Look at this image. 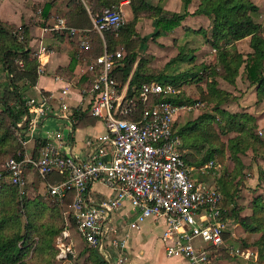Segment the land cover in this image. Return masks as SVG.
Wrapping results in <instances>:
<instances>
[{"label": "trees", "instance_id": "16d2710c", "mask_svg": "<svg viewBox=\"0 0 264 264\" xmlns=\"http://www.w3.org/2000/svg\"><path fill=\"white\" fill-rule=\"evenodd\" d=\"M71 1L72 5L65 13L66 24L88 35L92 48L83 51V54L90 55L91 51L98 49L94 56L102 53L103 40L97 33L87 31L91 29V16L100 14L105 8H117L121 2L127 1L130 20L119 28L117 34L106 31L103 37L109 52L115 51L121 44L125 47L126 53L113 70V76L121 85L127 83V96L136 101L138 111L142 108L137 100L142 84L156 81L183 87L194 81L197 84L201 82V74L207 76L205 87L198 86L197 97L186 95L182 90L178 95L159 100L189 105L201 102L210 106V110L198 114L194 119L187 117L179 123L177 120L174 136L181 141L180 149L187 163L189 156H192L189 149L200 154L196 161L198 167L211 159L220 164L221 174L214 185L222 194L221 206L226 209V216L232 222L237 221L249 233H260L259 238L252 243L241 239L238 246L257 252L258 261L261 262L264 258V199L261 195L253 197L250 201L251 214L240 216L241 208L234 196L245 176L241 155L251 149L254 156L264 159V133L258 134L253 115L223 108L224 104L236 97L219 88L217 81L220 78L234 85L236 78L241 75L249 86H255L256 102L264 100V20H260L258 5L252 0H197L196 8L189 12L188 7L193 0H180L179 11L164 9L167 0H85L87 10L81 1ZM50 8V3H45L42 14L47 16ZM196 15L209 20V32L192 28L186 30L203 34L205 41L215 51V63L211 66L201 64L195 71L188 68L176 74L153 73L147 66L148 58L144 56L148 40L170 34L182 25L187 16ZM142 17L151 19L152 32L140 37L136 32V24ZM65 36L69 38L67 32ZM247 37L251 51L243 54L236 42ZM30 39L24 23L16 28L0 20V71L5 73V88L0 92V158L9 155L21 158L25 151L23 142L30 137L23 128L17 126L27 113L28 98L24 91L34 86L38 79L40 63L31 51ZM186 55L179 51L166 63L165 68L176 61L192 59L193 54H189L188 58ZM72 65L71 60L69 66ZM41 93L46 97L44 91ZM76 114L72 119L83 121L84 114L79 111ZM73 125L77 126L76 123ZM231 133H234L233 136H230ZM48 142L47 139L36 138L35 149ZM37 156L34 153L33 157ZM226 160L233 163L232 169L225 167ZM258 175L264 182V172L259 170ZM50 201L46 192L29 196L26 187L20 192L9 180L0 182V264H55L58 254L55 240L66 225L59 205ZM69 219L70 223H75L72 217ZM85 249L86 261L89 263L108 264L95 248L86 246ZM245 263L250 264L242 259L232 261V264Z\"/></svg>", "mask_w": 264, "mask_h": 264}, {"label": "built area", "instance_id": "2783aa9c", "mask_svg": "<svg viewBox=\"0 0 264 264\" xmlns=\"http://www.w3.org/2000/svg\"><path fill=\"white\" fill-rule=\"evenodd\" d=\"M79 1L88 10L86 1ZM125 23L119 6L105 8L91 16V29L87 30L102 38L103 51L82 58L88 82L80 94L89 98V114L103 123L104 132L83 141L85 152L78 160L69 148L71 135L56 130L36 158L29 154L8 158L0 167V182L9 180L22 192L27 185V170L33 169L42 178L57 174L60 179L47 185L49 196L57 203L70 197V211L66 213L74 219L77 234L100 254L108 244L117 254L115 264L125 260L128 234L121 236L112 218L124 202L129 205L122 214L129 231L139 230L148 218L164 223L161 242L168 257H183L191 264H228L230 261L224 255L256 261L257 252L229 242L232 234L228 233L234 222L221 206L219 188L191 176L192 169L182 156L181 141L174 136L178 117L186 112L199 113L204 103L189 105L159 100L178 95L184 89L152 81L139 88L137 100L142 108L138 111L136 101L127 96V83L121 85L114 78L113 70L124 54L122 47L109 52L103 35L106 31L117 34ZM50 30H65L81 52L92 48L88 35L67 26L65 18H58ZM41 50L45 48L42 46ZM69 88V83L61 88L58 105L66 120L64 128H69L73 115L63 100ZM26 107L28 120L24 126L22 122L17 126L33 137L42 117L55 111L44 96L28 99ZM219 169L215 159L199 167L203 173ZM95 183L105 186L109 194L91 204L87 193ZM69 237L68 230L61 232L57 244L59 256L71 252L62 241Z\"/></svg>", "mask_w": 264, "mask_h": 264}, {"label": "crops", "instance_id": "0c3cea01", "mask_svg": "<svg viewBox=\"0 0 264 264\" xmlns=\"http://www.w3.org/2000/svg\"><path fill=\"white\" fill-rule=\"evenodd\" d=\"M171 1L176 4L174 11H177V9L180 7V0H167L164 5V9L173 11L169 7ZM119 7L122 11L123 16L127 17V19H130L131 12L128 8L127 1L121 2ZM188 10L189 12H192L190 7H188ZM22 17H24V15H18L17 19L19 23L21 22ZM191 17L192 16H187L185 19ZM24 18L25 20L27 19L26 17ZM10 21L15 24L18 23L14 20V17L10 19ZM138 23H140V21ZM40 30L41 31H36L30 28L31 39L29 42V46L31 48V51L34 52L39 60L40 64L38 69H40L41 71L38 73L36 84L27 88V90L24 91V95L28 99H39L41 96H43L41 92L44 91L50 105L54 108L55 114H49L42 117L38 127V132L33 137H29L24 143V154L33 156L35 153L38 155L39 150L42 147H38L35 149L36 138L48 140L51 139L50 136L54 131L62 130L64 133H68L69 135H71L69 148H71V152L75 156H77L78 160H81L85 152L83 141L86 138L99 135L105 130L103 123L89 114V98L86 95L80 94L82 86L88 82V76L86 75V73H83L84 64L82 62V58L84 57V54L80 51L73 39L67 37L62 38V35H54L52 33H48L46 32L47 30H44V28H40ZM167 36L169 37L170 35H166V38H168ZM244 40H246V43H248L249 38L247 37L237 41V47H239L240 42H245ZM42 46L45 48V50L43 51L41 50ZM71 60L73 61V65L70 67L69 63ZM236 80L237 81H235L234 85H231L225 81V85L223 86L218 84L219 88L231 93L234 97H236L234 100L224 104L223 108L230 112H247L253 115L256 118L257 131L260 130V135H262V133H264V100L256 102L255 86H249L248 83H242V81L239 80V77L236 78ZM68 83L70 84L69 93L63 98V100L68 105V108L73 115L71 117V121L69 120V128H64L66 120L62 118L63 116H61V111L59 110L58 105L60 99V90ZM247 95L248 97L250 96L249 99H251L252 101L251 105L246 101ZM67 97L75 100V103H69ZM229 105L234 108L233 111L229 110ZM248 106L250 107L247 108ZM78 111L84 114L82 115L83 121L72 119L78 115L76 114ZM195 114L192 115L193 117L191 119H194L197 116ZM75 123L77 126L73 127L75 126L73 125ZM77 129L80 130V133L75 136V131ZM230 136H233V134ZM188 152L192 153V156H189L188 158V166L192 169L191 176L198 182H208L209 184H216V179L220 176L221 170H209L204 173L201 172L199 170V167L196 165V161L199 160L200 154L189 149ZM241 159L243 164L245 165V169L243 170L245 176L239 183L238 190L236 191L234 197L236 198L238 206H240L241 208L239 215L248 216L251 214L250 201L252 200V198L256 195H261L264 199V182L259 179L258 175L259 170L264 172V159H262L260 156H254L251 149L247 150L244 155H241ZM227 161L228 165L226 167L230 170L233 167V163L230 160ZM32 175H37V173L34 172L33 169L27 170V183L29 182V180H31L32 183L33 178L30 177ZM59 179L60 177L55 173L47 175L46 178L41 177L42 189L44 190L43 193H48V184L57 182ZM108 194L109 190L105 186L99 183H95L89 187L87 196L90 200V203L95 204L101 199L105 198ZM242 197L249 198V200L246 199V204L243 201L240 202V199ZM49 198L51 201H54L50 196ZM69 203L70 197L65 199L63 203H57L62 212L65 225H68L70 223V214L66 213L67 211H70V208L68 207ZM128 208V203L124 202L123 206L113 214L112 218L113 222L119 226V233L121 234V236H123L125 233L128 234L127 248L124 254L125 260L121 264H191L187 259L183 257H168L165 255L163 244L161 242V235L165 227L162 221L148 218L141 225L139 230L129 231L124 224L126 221H124V218L122 216L123 212L128 210ZM240 227L241 225L236 221L233 223V227H231L230 229L233 236H231L230 239H232L231 241L233 242L231 243L233 244H235L236 242L235 231H239ZM241 228L243 229V227ZM65 229L70 233V230L67 227H65L63 230ZM244 232L252 236L251 240H253V238L257 240L260 236V233H249L245 230ZM76 235L78 236L79 240H82L77 233ZM67 239L69 238H66L64 240ZM64 243L65 246L67 245L66 248L69 247L71 252H74L72 246L68 244V242L65 241ZM156 250H159L158 254L161 252L162 258H157L158 254H156ZM111 252L114 253L117 258V254L112 250ZM233 260L235 261L236 259L229 260L230 262H228V264H232ZM115 262L116 259L114 261V264ZM249 262L250 264H264L263 260L260 262L258 261V259L256 261L251 260Z\"/></svg>", "mask_w": 264, "mask_h": 264}, {"label": "rangeland", "instance_id": "374dc122", "mask_svg": "<svg viewBox=\"0 0 264 264\" xmlns=\"http://www.w3.org/2000/svg\"><path fill=\"white\" fill-rule=\"evenodd\" d=\"M256 5H258L260 9V20H264V0H252ZM45 3H50L51 8L49 10V13L47 16H44L42 14V9L44 7ZM181 7V2H179ZM198 1L193 0L192 3L189 5L190 9L193 11L197 6ZM70 5H72L71 0H0V20H2L5 23L12 24L16 28L19 27L22 23H24L30 34V28L34 29L36 31H41L40 28H46V32L52 33L54 35H62V37H66V32L63 30L61 32H64L63 34L57 33L55 31L50 30L53 23L57 21L58 18L62 17L65 18V13L67 12V9L70 8ZM176 4L171 1L170 8L174 11ZM180 7L177 9V11L180 10ZM24 15L27 19L25 20L24 17H22L21 22H18V15ZM2 17V18H1ZM14 17V20L18 23H12L10 19ZM126 22L130 19H127L125 17ZM6 19V20H5ZM27 21V22H25ZM140 21V23H138ZM136 24V32L137 34L142 37L148 33L152 32V25H151V19L148 17H142L138 20ZM210 22L205 16H192L191 18H187L182 22V25L175 28L169 35L168 38L166 36L158 37L156 40H148L147 42V49L144 53V56L148 58V64L147 66L153 71V73H169V74H176L179 72H184L188 68H192V71H195L198 66L205 65V66H211L215 63V51L211 48V46L205 41V37L202 33H192L190 31H187L186 28H192L195 31H199L200 29L209 32ZM168 35V34H167ZM164 38V39H161ZM20 39V38H19ZM22 40V39H21ZM240 42V45L238 47L239 51H241L243 54L248 52L250 49L247 47L248 43ZM72 42V41H69ZM99 47V45H98ZM120 47H122L123 54L125 55V47L121 44ZM203 47V48H202ZM201 49V50H200ZM179 51L185 52L186 58H188L189 54H193L192 59L189 61H176L165 68L166 63L173 59ZM251 51V50H250ZM96 53H98V49L91 51L89 54L91 56H94ZM33 55L34 52H33ZM202 81L197 84V82H191L189 84L183 85V89L186 95L197 97L198 95V86L199 87H205V80H207V76L204 74H201ZM238 78V77H237ZM239 80L242 81V83H248L247 81L244 82V79L239 76ZM238 80V81H239ZM219 85H225L224 80L218 78L217 79ZM220 81V82H219ZM237 81V80H236ZM3 82V84H2ZM5 73L0 71V92L2 88H5ZM222 83V84H221ZM79 85V84H77ZM29 88V87H28ZM27 90V89H26ZM250 97V96H249ZM248 95L246 97V101L248 104L251 105L252 101L249 99ZM67 100L69 103H75V100L71 99L70 97H67ZM67 102V101H66ZM229 110L233 111L234 108H232L231 105L228 106ZM248 106L247 108H249ZM210 110V106L204 104L200 110L199 113H193V112H186L184 114H181L178 117V123L183 122L187 117L188 119H191L192 115H198L201 114L204 111ZM189 114V115H188ZM177 122V121H176ZM80 130L77 129L75 131V136H77L80 132ZM83 132V131H81ZM234 133H231L232 135ZM259 134V133H258ZM260 135V134H259ZM225 139V138H224ZM11 157L6 156L5 158H0V167L4 164V162ZM228 165V161H225V167ZM33 178L32 183L31 180L26 185L27 188V194L29 196H34L37 193H43L42 189V180L38 175H32L30 176ZM250 177V174H249ZM207 185H210L208 182H206ZM261 188V187H260ZM258 190V189H257ZM252 191V190H251ZM37 192V193H36ZM246 199L249 200V198L242 197L240 199V202H246ZM51 202V201H50ZM53 202V201H52ZM70 230V237L67 240L62 239L63 242H68L72 246V249L74 252H67L66 256H59L60 250L57 247L58 244V238L61 237V234L57 237L55 240V246L58 249V254L55 256V264H91L88 261H86V249L85 247L88 245L83 241L79 240L78 236L76 235V227L75 223H70L66 225ZM241 233V235H240ZM236 239L235 244L233 245H239L241 244V239L252 243L253 240H251V235L244 232V230L240 227L239 231H235ZM231 235V231H229L228 236ZM231 236H229V239ZM257 239V238H256ZM232 239H230V242ZM195 243H198V241H195ZM159 250H156V254H158ZM101 255L104 257V259L108 262V264H114V261L116 259V256L114 253L111 252L109 246L107 244L104 245V250L101 253ZM157 258H162L161 252L158 254ZM226 260H231V258L224 257ZM161 261V260H160ZM162 262V261H161Z\"/></svg>", "mask_w": 264, "mask_h": 264}, {"label": "water", "instance_id": "95a60500", "mask_svg": "<svg viewBox=\"0 0 264 264\" xmlns=\"http://www.w3.org/2000/svg\"><path fill=\"white\" fill-rule=\"evenodd\" d=\"M27 120H28V115L26 114V115H25V118H24L23 121H22V125H23V126L26 124Z\"/></svg>", "mask_w": 264, "mask_h": 264}]
</instances>
